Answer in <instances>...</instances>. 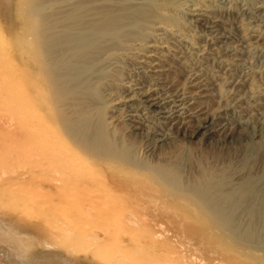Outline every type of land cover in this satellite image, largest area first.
<instances>
[{
    "label": "bare ground",
    "instance_id": "bare-ground-1",
    "mask_svg": "<svg viewBox=\"0 0 264 264\" xmlns=\"http://www.w3.org/2000/svg\"><path fill=\"white\" fill-rule=\"evenodd\" d=\"M252 1L243 0L240 9L246 11L250 6L254 12L264 11V2ZM209 3L206 5L200 0H23L18 4L16 11L21 22L11 61L21 58L25 69L20 71L18 64L11 65V116L8 122L0 123V166L9 165L11 159V176L20 185L22 182L37 188L33 191L34 199L40 198L52 205L71 206L72 201L82 204V211L70 212L90 241L86 249H81L83 253L101 258L99 249L106 243L105 231L92 223L106 217L118 219L119 224L123 223L121 229L143 231L144 237H149L150 222L156 231L149 234H154L160 242L154 241L150 246L162 248L151 251L142 245L140 252H134L139 256V259L135 257L137 261L130 258V263L128 259H121L111 264H144L158 257L162 258L160 263L151 264H197V258L192 260L194 255L188 248L198 240L206 241L199 235H191L192 240L189 235L191 228L186 213L192 208L204 219L217 242L214 250L219 264H264V199L260 203L256 201L255 208H249L254 198V179L233 187L216 178L199 177L193 185L185 186L178 174L179 166H165L164 161L149 165L144 158L151 155V145L143 143L137 147L119 134L124 127L121 112L127 123L139 116L149 120L153 133L148 132L146 138L154 147L169 139L158 134L162 126L179 129L198 120L200 115L202 129L211 125L213 118L203 115L199 106L200 100L209 97L207 83L199 71L189 74L184 85L177 89L166 87L162 82L176 66L186 65L185 58L195 65L206 60L200 44L216 46L229 38L227 34H219L223 24L214 15L231 10L232 0ZM243 26L248 40H260L255 26ZM225 53L233 57L238 51L231 49ZM0 58L9 69L10 58L2 53ZM121 71L125 73L124 79L118 76ZM229 84L225 82L222 86ZM111 87L118 88L121 94L107 102L104 92ZM237 96H227L233 102L231 109L244 105L243 99ZM217 99L218 103H224L221 110L225 113L224 108L228 107L225 98L219 95ZM153 122H157V130ZM237 125L249 124L241 121ZM141 171L147 175H139ZM97 173L101 174V180L105 179V184L110 180L115 188L121 189V180L127 181L130 177L131 187L145 190L151 187L152 190L147 189L150 193L160 191L164 199L161 201L162 194L160 200L156 194L149 197L145 191L148 193L143 198L149 197V207L153 208L144 207L140 195L132 194L135 200L132 208L127 202H116L110 208L96 210L94 206L99 202L119 198L107 185L100 187L93 181ZM93 182L94 188L85 193L71 189ZM159 217L165 222H160ZM134 244L138 243L134 241ZM244 244L254 248L261 245L262 253L247 250ZM170 246L177 250L168 249Z\"/></svg>",
    "mask_w": 264,
    "mask_h": 264
},
{
    "label": "rangeland",
    "instance_id": "rangeland-1",
    "mask_svg": "<svg viewBox=\"0 0 264 264\" xmlns=\"http://www.w3.org/2000/svg\"><path fill=\"white\" fill-rule=\"evenodd\" d=\"M200 1L209 5V1L212 0ZM242 1L232 0L231 10L215 13L216 15H214L223 24L222 28L218 30L219 34L229 35L228 39L211 47L200 44V48L207 57L206 60L195 65L192 60L185 58V66H176L173 72L162 80L164 86L177 89L184 85L189 74L199 71L198 73L207 83L209 96L200 100L199 106L201 111H204L203 115L213 118L211 125H207V127L202 129L200 126L201 123L202 125L204 123L201 115L198 120L188 122L189 124L187 123L179 129H168L162 126L161 129L157 130L159 126L157 122H153V128H156L157 132L159 131L158 134L169 138H167L168 140L165 143L154 147L152 142L149 143L146 138L148 132L153 133L151 124L148 123L149 120L139 116L133 119L132 123H127L125 118H123V112H121L120 119H122L121 122L124 127L122 131L119 130V134L135 145L137 144V147L143 145V143H145L144 145H151L149 146L150 149H153L151 155L144 158V161L149 165L163 164L164 161L165 166L172 164L179 166L178 174L185 186L193 185L194 181L199 177L204 179L216 178V180L229 183L233 187L248 179H251V181L255 180L253 185L256 190L253 187L255 192L253 191L254 194L252 193L254 198L250 202L251 204L249 203V208H255L258 205L256 201L260 203L264 199V11L254 12L250 6L247 7L246 11H242L240 7L245 2ZM261 1L264 2V0H253L250 3ZM21 2L23 0H0V53L5 55L6 58H10L8 59V61L10 60L9 69H6L5 62L0 58L1 124L4 121L5 123L8 122V116H11V65L18 64L20 71L25 69L24 61L21 58L18 57L16 61H11V55L15 51L14 40L19 36V23L21 22L19 18L21 16L16 10ZM247 24L253 25L257 31L259 30L260 40L258 42H255L256 40H248L246 37L243 25ZM230 48L238 51L233 57L225 53V50H231ZM118 76L121 79L126 77L124 71L119 72ZM225 82H230L231 84L224 87L222 85ZM113 87L104 92L107 102L116 99L121 94L118 88L114 89ZM115 87L117 86L115 85ZM216 94L222 96L223 100L225 98L227 102L228 107L224 108L225 113H222L221 110L224 103H218ZM232 94L241 97L245 106L242 105L240 108L238 106L231 109L233 102L230 100L231 97L227 98V96H232ZM241 121H248L249 125L247 127L238 126L237 124ZM8 164H4L5 166L7 165L6 167L0 166V264H111L112 261L121 259H128L131 263L130 258L137 261L139 256H136L134 252H140L142 245L144 248L148 246L149 249H152L151 251L162 250V248L157 247L158 245L155 247L150 246L154 241H156V244L160 243L159 241V243L157 242L154 234H149L150 231L153 233L156 231L151 228L150 222L148 224L150 230L147 231L149 237L147 236V238L144 237L143 231H134L135 234L129 228L121 229L123 223L119 224L118 222L120 221L118 219L114 220L112 218L111 221L104 217L98 220L95 219L96 221L92 223L94 227L105 231L107 244L104 242L103 248L101 246L99 249L102 255L100 256L101 258L94 257L90 253H83L81 249H86L90 245V241L85 238L84 234L86 232H83L81 225L79 224L78 226L75 222L72 213L73 211H82V204L72 201L73 204L70 203L71 206L63 204L52 205L40 198L34 199L33 193L37 191V188H32L27 184H24V186L21 182V185L24 186L22 187L19 184L20 182L15 181L11 176V166L13 165L11 159ZM135 174H132V176H135ZM138 174L147 175L144 171ZM96 176L98 179L95 178ZM100 178L101 174L97 173L93 181H96L97 184L99 183L100 187L107 185V187L112 189V192H116V196L121 200L118 198L116 201H111L112 203L110 201L104 202L105 204L101 202L102 205L99 202L94 206L96 210H99V208L100 210H105L106 207L110 208V204L121 202H127L125 204L127 206L130 205L128 207L132 208L135 206L132 204L135 201L132 198V194H136L137 197L140 195L141 198L139 197V199L144 203V207L145 205L149 207L148 198L156 194L151 192L154 194L152 195L148 191L152 190L151 187H146V190L140 187L138 189L131 187L130 180L132 179L130 177L127 178V181L121 180L120 186H122V189L119 186L115 188V185L110 180L106 181L108 184H105L103 182L105 179L101 180ZM94 182L83 185V188L79 185L76 190L75 188L71 189L76 192L84 191L85 193L94 188L93 185L95 186L96 184ZM18 184L19 186H16ZM26 187L32 191L27 190ZM140 191L143 194L148 191L150 193L147 192L149 197L144 199L143 197H146L147 193L142 196L143 194L141 195ZM158 193L156 198L161 197L162 193L160 192V195ZM160 197L158 198L159 200ZM161 198V201H163V194ZM106 204L108 206H105ZM85 205L88 204L85 203ZM150 208H153L152 205H150ZM205 213L206 211L203 210L202 214L205 215ZM186 215L188 226L191 228L189 235L202 236L206 241L201 242L198 240L189 246L190 254L194 255L192 260L197 258V264L200 261L204 264H219L218 256L214 250L217 242L212 232L208 231L204 219L197 216L192 208L189 209ZM158 220L165 222L161 217ZM68 231L72 232L69 236L66 235ZM150 237L153 238V242H151ZM191 238L193 240L194 237L191 236ZM134 241L138 244H134ZM170 241L173 242L174 240L171 239ZM114 242L119 244L114 246ZM46 244L49 247L45 246ZM244 247L247 250L257 252L259 255L262 253L260 248L263 249L261 245H258V248H254L244 244ZM171 248L170 246L168 249ZM172 249L177 250L174 247ZM161 259V257H158L153 259V261L160 263ZM148 261L144 262V264L153 262L150 260L148 263Z\"/></svg>",
    "mask_w": 264,
    "mask_h": 264
}]
</instances>
